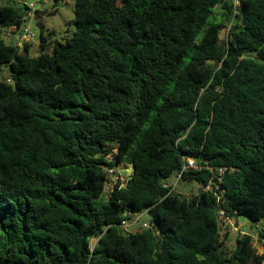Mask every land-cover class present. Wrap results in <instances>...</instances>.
<instances>
[{"label":"trees","instance_id":"trees-1","mask_svg":"<svg viewBox=\"0 0 264 264\" xmlns=\"http://www.w3.org/2000/svg\"><path fill=\"white\" fill-rule=\"evenodd\" d=\"M28 10L0 6V264L264 263L249 234L226 251L217 213L264 242V0H73L34 55L3 39ZM183 156L187 195L162 186Z\"/></svg>","mask_w":264,"mask_h":264},{"label":"rangeland","instance_id":"rangeland-1","mask_svg":"<svg viewBox=\"0 0 264 264\" xmlns=\"http://www.w3.org/2000/svg\"><path fill=\"white\" fill-rule=\"evenodd\" d=\"M11 4L16 6L26 5L28 7V16L24 20L22 25L29 26L33 33L31 39V50L32 55L36 54L38 49V40L41 34L47 38L55 39L58 41H63L65 37H69L75 30L73 25V0H68L64 2H55V0H0V6ZM55 11L54 13H50ZM227 33V26L221 29V37H225ZM5 43L14 44V37H4ZM113 152V151H112ZM129 168V166H126ZM125 166H120V170H124ZM114 180L109 177V182L105 183L104 191L101 195V199H105ZM199 188L198 183L195 181H190L188 183L181 181L175 188V191L184 195L194 192ZM136 216V215H135ZM138 221L132 222L128 220L130 225L127 228V232L137 231L143 222H150V214L147 211H141L138 214ZM235 221L238 225V230L240 231H229V235L225 240V249L229 252L233 249L235 245V240L240 233H249L251 235H256V231L261 228L262 223L254 224L247 218L243 216H236ZM132 222V223H131ZM226 229H221L220 233L223 236ZM92 244L95 240L91 241ZM257 243V242H256ZM255 248L258 252L262 250V245L255 244Z\"/></svg>","mask_w":264,"mask_h":264},{"label":"built area","instance_id":"built-area-1","mask_svg":"<svg viewBox=\"0 0 264 264\" xmlns=\"http://www.w3.org/2000/svg\"><path fill=\"white\" fill-rule=\"evenodd\" d=\"M66 1H68V0H66ZM62 2H64V1H62ZM232 4H233L234 9H235L237 6H239L240 0H232ZM228 28H229V25L227 26V33H228ZM4 30H5L4 35L6 37H14V39H15L14 45L18 49H21L23 47L24 43L31 41V39L33 37V33L31 31V29L29 28V26H26V25H22L20 27H18L16 25H12V26L5 28ZM227 33H226V35H227ZM113 152H115V150H113ZM182 158H183V163H182L181 169L179 171H175L173 173L172 177L166 179L162 184V186L164 188H166L169 192L175 191L176 186L181 181H184L186 183L189 182V181L184 180L183 171H187L190 169L193 170V169L199 168L195 164L194 160L191 157L183 156ZM107 159L108 160L111 159V154L107 155ZM120 166H123V165H120ZM120 166L108 168L107 173H108L109 177L113 178L114 183L119 181L121 184H123L124 182H126V180H128V178L130 177L131 174L128 172V168L126 166H125L126 168L124 170H120ZM219 173L220 174L222 173L221 169L219 170ZM219 180L220 179L218 178V181ZM205 188L208 189L209 191L212 190V187L210 186V184L206 185ZM217 213H218V225H219L220 231H221V229H226L228 231H239L238 225L233 218L227 216L222 209H219L217 211ZM126 214H127V216H129L131 218L132 222H137L139 219L138 218L139 212H137V213L126 212ZM120 226L122 229L127 231V228L130 225L128 224V220L125 219V220L121 221ZM141 227H145V228L150 227V222H143L141 224ZM243 234H249V233H244V232L240 233V235H243ZM249 235L252 237L254 246H255V244H259L257 234L255 236L251 235V234H249ZM259 245H262V250L259 253L264 252V242H262ZM262 264H264V263H262Z\"/></svg>","mask_w":264,"mask_h":264},{"label":"water","instance_id":"water-1","mask_svg":"<svg viewBox=\"0 0 264 264\" xmlns=\"http://www.w3.org/2000/svg\"><path fill=\"white\" fill-rule=\"evenodd\" d=\"M128 172H129L130 174L133 173V166H132V165L129 166V168H128ZM198 191H200V189H198Z\"/></svg>","mask_w":264,"mask_h":264}]
</instances>
